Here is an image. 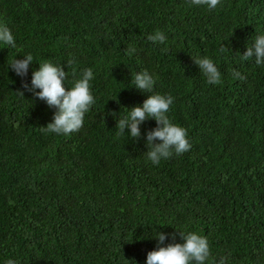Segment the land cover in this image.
<instances>
[{
  "label": "trees",
  "instance_id": "obj_1",
  "mask_svg": "<svg viewBox=\"0 0 264 264\" xmlns=\"http://www.w3.org/2000/svg\"><path fill=\"white\" fill-rule=\"evenodd\" d=\"M0 24L16 41L0 43V264H146L159 232L167 246L189 231L207 237V264H264V66L241 56L264 35V0H0ZM157 31L165 43L147 39ZM28 54L21 78L10 64ZM203 56L221 84H207ZM44 61L64 66L68 88L94 73L95 103L68 136L40 131L56 109L22 87ZM144 70L191 144L155 166L154 119L139 139L117 136L150 95L131 82Z\"/></svg>",
  "mask_w": 264,
  "mask_h": 264
},
{
  "label": "clouds",
  "instance_id": "obj_2",
  "mask_svg": "<svg viewBox=\"0 0 264 264\" xmlns=\"http://www.w3.org/2000/svg\"><path fill=\"white\" fill-rule=\"evenodd\" d=\"M191 4L214 10L221 4V0H191ZM147 39L160 44L166 41L165 35L160 31L149 35ZM0 43L12 48L16 47L14 35L6 24H0ZM226 50V47L221 49V51ZM126 51L128 55H132L136 49L130 45ZM241 56L244 60L255 58L257 66H264V35L256 36L254 43L248 46L246 53ZM24 57V59H13L10 64V69L21 78L27 76L29 67L33 63L31 54ZM193 60L201 70V74L206 77L207 84L222 83L221 72L211 58L203 56ZM72 63L73 61H69V64ZM39 65V69L33 71L31 87L27 83H24L22 87L31 92L35 98L46 102L50 108L56 109L52 122L46 127H39L40 131L64 136L79 131L83 127L85 114L95 103L90 84V81L94 79L93 70L91 68L84 70L81 77L74 81L71 88H68L64 83L68 77L64 66L55 65L50 61H44ZM231 74L241 81L247 79L235 69L231 70ZM73 75L75 76L74 72ZM131 82L136 89L150 95L142 106L133 107L130 111L128 110L126 117L118 119L117 136H123L128 130L130 138L139 139L141 125L147 120L154 119L157 127L146 134L148 151L145 155L148 161L155 166L159 165L162 159L171 158L173 154L182 155L189 151L191 144L187 130L174 124L168 115L174 97L170 94H153L156 81L147 70L132 73ZM17 93L24 97L23 91ZM179 234L183 243H171L164 246L167 236L159 232L156 238L159 244L156 250L148 252L146 264H207L211 255L207 237L195 231L179 232ZM172 239L173 241L176 239L174 234ZM7 264H15V261L10 259ZM218 264H226V258L221 257Z\"/></svg>",
  "mask_w": 264,
  "mask_h": 264
}]
</instances>
